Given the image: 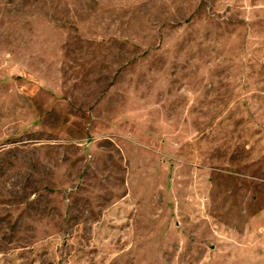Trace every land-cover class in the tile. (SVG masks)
Wrapping results in <instances>:
<instances>
[{
	"label": "rangeland",
	"instance_id": "obj_1",
	"mask_svg": "<svg viewBox=\"0 0 264 264\" xmlns=\"http://www.w3.org/2000/svg\"><path fill=\"white\" fill-rule=\"evenodd\" d=\"M0 264H264V0H0Z\"/></svg>",
	"mask_w": 264,
	"mask_h": 264
}]
</instances>
